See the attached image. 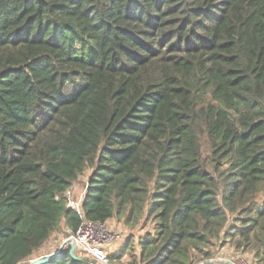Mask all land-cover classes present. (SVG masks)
<instances>
[{
	"label": "trees",
	"instance_id": "16d2710c",
	"mask_svg": "<svg viewBox=\"0 0 264 264\" xmlns=\"http://www.w3.org/2000/svg\"><path fill=\"white\" fill-rule=\"evenodd\" d=\"M87 171V219L155 223L128 264H264V0H0V264Z\"/></svg>",
	"mask_w": 264,
	"mask_h": 264
},
{
	"label": "rangeland",
	"instance_id": "374dc122",
	"mask_svg": "<svg viewBox=\"0 0 264 264\" xmlns=\"http://www.w3.org/2000/svg\"><path fill=\"white\" fill-rule=\"evenodd\" d=\"M89 171L81 175L72 184V188L76 193V196H80L85 191V186L87 183V175ZM108 226L115 232L124 235V240L118 243H114L109 250V259L111 264H128L140 252L139 239L145 235L147 231L154 232L155 223L150 221L144 222L141 220L139 224L135 226L127 225L125 218L115 216L107 221ZM69 237V228L62 221L60 226L54 231L51 238L59 243H63ZM130 243V244H129ZM129 244V245H128ZM213 251V257L198 262L196 264L207 263L212 261V264H226L223 261H237L242 264V259L255 261L254 253L251 250L241 251L237 250L235 246L231 243L226 242L225 244H220L217 242L211 247ZM22 264H29L28 261Z\"/></svg>",
	"mask_w": 264,
	"mask_h": 264
},
{
	"label": "built area",
	"instance_id": "2783aa9c",
	"mask_svg": "<svg viewBox=\"0 0 264 264\" xmlns=\"http://www.w3.org/2000/svg\"><path fill=\"white\" fill-rule=\"evenodd\" d=\"M86 192L76 196L72 187L68 188L63 196L66 200V206L72 209L82 219V222L75 232L69 229V237L77 246L76 253L88 257L93 264H111L109 259V250L114 243L124 240V235L112 230L106 222L89 220L85 216L83 208V199ZM64 243V242H63ZM70 247V245L66 246ZM33 260H30L32 262ZM239 264L237 261H233ZM242 264H255L251 260L242 259Z\"/></svg>",
	"mask_w": 264,
	"mask_h": 264
},
{
	"label": "water",
	"instance_id": "95a60500",
	"mask_svg": "<svg viewBox=\"0 0 264 264\" xmlns=\"http://www.w3.org/2000/svg\"><path fill=\"white\" fill-rule=\"evenodd\" d=\"M68 245H70V255L74 259L86 260V261L93 263L90 258L78 255L76 253V248H77L76 244L74 242H72L71 239H66L64 241V243L61 245V247L58 248L56 251H54L52 254H50L44 258H41V259L33 260L29 264H46L48 261H50L54 257L58 256L63 251V249L66 248V246H68ZM223 262L226 264H235L233 261H223ZM212 263H213L212 261H208L207 263H203V264H212Z\"/></svg>",
	"mask_w": 264,
	"mask_h": 264
},
{
	"label": "crops",
	"instance_id": "0c3cea01",
	"mask_svg": "<svg viewBox=\"0 0 264 264\" xmlns=\"http://www.w3.org/2000/svg\"><path fill=\"white\" fill-rule=\"evenodd\" d=\"M88 176V175H87ZM68 227V226H67ZM63 243H59V241L54 240L53 238H49L31 257L30 260H37L44 258L50 254H52L54 251H56L58 248L61 247ZM28 260V262L30 261Z\"/></svg>",
	"mask_w": 264,
	"mask_h": 264
}]
</instances>
